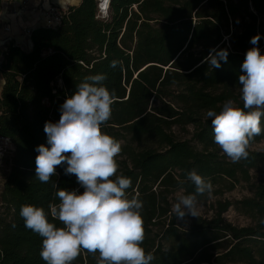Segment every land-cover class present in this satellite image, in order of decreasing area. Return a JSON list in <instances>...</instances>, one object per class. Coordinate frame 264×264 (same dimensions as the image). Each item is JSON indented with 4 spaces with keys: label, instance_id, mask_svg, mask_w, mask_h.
Returning <instances> with one entry per match:
<instances>
[{
    "label": "trees",
    "instance_id": "obj_1",
    "mask_svg": "<svg viewBox=\"0 0 264 264\" xmlns=\"http://www.w3.org/2000/svg\"><path fill=\"white\" fill-rule=\"evenodd\" d=\"M108 1L105 19L98 0H81L59 27L34 29L30 49L13 42L0 48V137L13 147L0 191V264H45L42 237L25 228L22 205L47 210L58 203L59 188L83 192L64 166L50 183L39 182L35 149L47 146L45 122H58L77 84L98 73L115 89L102 131L121 142L117 174L131 178L129 198L144 203L142 246L154 255L151 264H264V152L251 150L264 135L251 142L247 159L233 163L214 143L206 116L229 99L242 107L238 77L252 37L260 36L255 46L264 54V0ZM220 50H227V61L212 68L206 58ZM193 168L211 181V192L198 202L216 198L213 214L178 219L172 208L177 194L194 192L190 182L180 183ZM259 170L263 178L252 197L221 199ZM230 208L251 224L227 221ZM97 260L82 251L73 264Z\"/></svg>",
    "mask_w": 264,
    "mask_h": 264
},
{
    "label": "clouds",
    "instance_id": "obj_2",
    "mask_svg": "<svg viewBox=\"0 0 264 264\" xmlns=\"http://www.w3.org/2000/svg\"><path fill=\"white\" fill-rule=\"evenodd\" d=\"M259 39V35L251 38L254 47L246 51L241 65L242 107L229 99L218 113L206 112L214 143L233 163L247 159L251 142L264 135V54L255 46ZM227 55V50L210 52L206 62L219 68ZM118 64L113 60L110 67ZM106 79L107 74L98 73L77 84L76 92L60 106L59 121L45 122L47 146L35 149V178L39 182L50 183L58 174L57 167L64 166V174L75 175L83 188V192L59 188L55 192L58 203L49 204L47 210L32 204L20 207L25 228L42 237L40 257L45 264H73L82 251L98 254L97 264H151L155 259L142 246L144 203L138 195L129 198L132 180L117 174L121 142L102 131L116 99L115 89L104 85ZM186 182L194 185V192L177 195L172 211L178 219L199 217L198 197L212 190L211 181L195 168L180 183ZM53 187L58 186L54 183Z\"/></svg>",
    "mask_w": 264,
    "mask_h": 264
},
{
    "label": "crops",
    "instance_id": "obj_3",
    "mask_svg": "<svg viewBox=\"0 0 264 264\" xmlns=\"http://www.w3.org/2000/svg\"><path fill=\"white\" fill-rule=\"evenodd\" d=\"M80 4L81 0H33L29 11L17 15V6L7 5L4 0H0V48L9 42H13L19 46L24 43L30 49L32 43L30 38L23 34V29L27 28L33 31L36 28H44L42 15L44 10L52 5L76 7ZM7 27L10 28V32L5 31ZM4 83V78L0 72V94ZM11 151H13V147H11Z\"/></svg>",
    "mask_w": 264,
    "mask_h": 264
},
{
    "label": "rangeland",
    "instance_id": "obj_4",
    "mask_svg": "<svg viewBox=\"0 0 264 264\" xmlns=\"http://www.w3.org/2000/svg\"><path fill=\"white\" fill-rule=\"evenodd\" d=\"M108 17V14H105V10L100 12V18L105 19ZM264 19V18H263ZM264 29V26H263ZM24 49H28L26 44H21ZM251 150L257 152H264V142L256 143L251 147ZM5 157L3 158V165L0 168V191L2 189L4 178L8 172V166L5 164V160L11 156L10 149L5 152ZM263 178V171H254L252 172V180L250 183H241L239 184L232 192L225 194L221 199L229 200L236 202L242 200L246 197L253 196L254 186L257 185ZM178 195V194H177ZM176 195V197H177ZM216 198H212L207 204L198 202V211L200 216L209 217L213 214L212 204L215 202ZM224 217L227 221L232 224L245 227L251 224V220L242 216L238 213L235 208H230L227 213L224 214ZM190 221H188L189 223Z\"/></svg>",
    "mask_w": 264,
    "mask_h": 264
},
{
    "label": "built area",
    "instance_id": "obj_5",
    "mask_svg": "<svg viewBox=\"0 0 264 264\" xmlns=\"http://www.w3.org/2000/svg\"><path fill=\"white\" fill-rule=\"evenodd\" d=\"M7 5L17 6L18 12L17 15H21L29 11L30 4L33 0H4ZM70 7L60 6V5H52L48 9L44 10L43 15V23L44 28L55 29L59 27L65 16L68 13ZM6 32H10V28L7 27ZM32 31L30 29H23V34L30 38ZM12 143L8 138L0 137V168L3 165V158L5 157V152L10 149L11 151Z\"/></svg>",
    "mask_w": 264,
    "mask_h": 264
},
{
    "label": "water",
    "instance_id": "obj_6",
    "mask_svg": "<svg viewBox=\"0 0 264 264\" xmlns=\"http://www.w3.org/2000/svg\"><path fill=\"white\" fill-rule=\"evenodd\" d=\"M99 1V11L103 13V11L105 10V3L104 0H98ZM109 2V1H108ZM110 5V4H109Z\"/></svg>",
    "mask_w": 264,
    "mask_h": 264
},
{
    "label": "bare ground",
    "instance_id": "obj_7",
    "mask_svg": "<svg viewBox=\"0 0 264 264\" xmlns=\"http://www.w3.org/2000/svg\"><path fill=\"white\" fill-rule=\"evenodd\" d=\"M106 5V4H105ZM105 7V6H104Z\"/></svg>",
    "mask_w": 264,
    "mask_h": 264
}]
</instances>
